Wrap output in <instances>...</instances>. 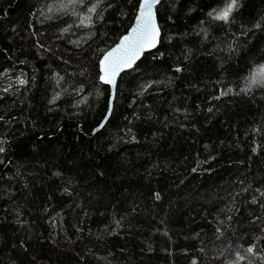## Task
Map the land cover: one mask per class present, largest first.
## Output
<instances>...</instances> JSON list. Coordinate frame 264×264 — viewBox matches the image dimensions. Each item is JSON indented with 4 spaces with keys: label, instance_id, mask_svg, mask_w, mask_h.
<instances>
[{
    "label": "trees",
    "instance_id": "16d2710c",
    "mask_svg": "<svg viewBox=\"0 0 264 264\" xmlns=\"http://www.w3.org/2000/svg\"><path fill=\"white\" fill-rule=\"evenodd\" d=\"M226 2L162 0L158 46L91 135L110 100L99 60L138 0H101L90 25L96 0H0V264H264V86L243 90L264 0L208 16Z\"/></svg>",
    "mask_w": 264,
    "mask_h": 264
},
{
    "label": "snow or ice",
    "instance_id": "6c2138e0",
    "mask_svg": "<svg viewBox=\"0 0 264 264\" xmlns=\"http://www.w3.org/2000/svg\"><path fill=\"white\" fill-rule=\"evenodd\" d=\"M100 2L101 0H96V3H93L88 7V15L81 16L80 23L82 25L85 23L90 25L93 22L91 13L96 12ZM77 4H84V0H68V3H62L61 7H75ZM158 4L159 0H138L135 23L129 30H127L125 35L120 37L119 43L115 44L114 47L109 48L101 55L99 60V80L101 82H104L108 85H115L116 77L121 71L132 68L145 50L152 49L156 46L160 35V28L156 17V6ZM108 6L111 7L110 4ZM237 7H239L237 0H227L223 7L218 6L217 8L211 9L208 12V16L216 20L227 22L234 8ZM49 10L51 11V9ZM256 27H259V24H257ZM67 30L68 27L62 29V31ZM205 36H207L206 32ZM175 70L181 71V68L177 66ZM5 71H7V69ZM17 82L21 85L26 83L24 79L20 78H18ZM151 83L153 82L149 81L148 84L143 85V88H147ZM254 86H264V64L254 66L249 76L246 78V85L243 90L249 91ZM80 88L82 89L83 86L81 85ZM231 90V87H229L228 91ZM5 91H7V89H5ZM224 94L225 92L222 91L221 95ZM58 96L59 93L53 96L52 101H55ZM52 101H50V103ZM209 111H211V109ZM107 118L108 117L105 116V120H107ZM99 126L103 125L101 124ZM253 131L257 130L254 129ZM4 144L5 141L0 140V153H4L6 150ZM253 151H255V148H253ZM193 171H196V169H193ZM56 175H59V173H56ZM154 195L157 200L160 199L159 192L155 193ZM261 195H264V193ZM253 201L255 202V197H253ZM262 207H264V205H262ZM117 224H119V221H117ZM21 243H23V241ZM254 249L255 245L250 244L246 251L248 253H253L256 256H260L261 254L258 251H254ZM235 255L236 261L230 262V264H239V261L247 259L239 252H237ZM249 264H251V261H249Z\"/></svg>",
    "mask_w": 264,
    "mask_h": 264
},
{
    "label": "water",
    "instance_id": "95a60500",
    "mask_svg": "<svg viewBox=\"0 0 264 264\" xmlns=\"http://www.w3.org/2000/svg\"><path fill=\"white\" fill-rule=\"evenodd\" d=\"M162 0H159V4H160V2H161ZM158 4V5H159ZM157 5V6H158ZM157 6H156V17H157ZM135 23V20H134V22H133V24ZM157 23H158V25H159V22H158V18H157ZM132 24V25H133ZM132 27V26H131ZM130 27V28H131ZM159 28H160V26H159ZM126 34V33H125ZM124 34V35H125ZM123 36V35H122ZM160 38H161V29H160V35H159V38H158V43L156 44V46L154 47V48H152V49H147V50H145L144 52H143V54L140 56V58L136 61V63L144 56V54L146 53V52H149V51H152V50H154L157 46H158V44H159V42H160ZM120 42V39H119V41L117 42V43H119ZM116 43V44H117ZM115 46V45H114ZM114 46H112V47H114ZM136 63L133 65V67L136 65ZM132 67V68H133ZM132 68H130V69H132ZM130 69H125V70H123V71H121L119 74H118V76L116 77V84L115 85H109V87H110V100H109V106H108V111H107V114H106V116L108 117L107 118V120H105V117H104V119L102 120V122L99 124V125H105L106 124V122L108 121V119H109V117H110V115H111V112H112V109H113V104H114V99H115V95H116V87H117V83H118V79H119V77H120V75L123 73V72H125V71H127V70H130ZM72 122V120H70V119H66V120H64L62 123H61V125L59 126V128L57 129V131L55 132V133H57L58 132V130L61 128V127H63L64 125H66V124H68V123H71ZM96 126L95 128H94V130L92 131V133H91V135H93V134H95L96 132H98L100 129H102L103 128V126Z\"/></svg>",
    "mask_w": 264,
    "mask_h": 264
},
{
    "label": "bare ground",
    "instance_id": "6f19581e",
    "mask_svg": "<svg viewBox=\"0 0 264 264\" xmlns=\"http://www.w3.org/2000/svg\"><path fill=\"white\" fill-rule=\"evenodd\" d=\"M119 41V40H118Z\"/></svg>",
    "mask_w": 264,
    "mask_h": 264
}]
</instances>
